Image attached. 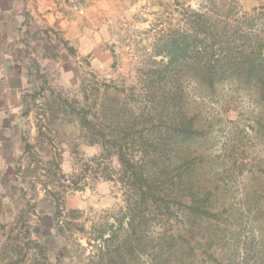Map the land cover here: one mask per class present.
Here are the masks:
<instances>
[{"label":"rangeland","instance_id":"rangeland-1","mask_svg":"<svg viewBox=\"0 0 264 264\" xmlns=\"http://www.w3.org/2000/svg\"><path fill=\"white\" fill-rule=\"evenodd\" d=\"M140 1L135 12L106 11L80 45L28 20L0 264H182L184 205L170 201L173 215L161 221L150 215L148 195L136 202L116 180L118 147L135 160L146 154L143 144L153 150L149 143L163 147L142 171L158 196L187 204L196 194L208 206L202 239L190 237L198 246L190 264H264V102L257 78L243 72L251 62L264 68V0ZM206 11L214 58L242 64L212 91L193 74L202 37L194 13ZM186 116L193 135L180 130ZM184 161L197 171L191 189ZM132 213V231L147 246L111 260Z\"/></svg>","mask_w":264,"mask_h":264},{"label":"crops","instance_id":"crops-1","mask_svg":"<svg viewBox=\"0 0 264 264\" xmlns=\"http://www.w3.org/2000/svg\"><path fill=\"white\" fill-rule=\"evenodd\" d=\"M140 0H0V220L6 210L3 201L8 195L3 185L8 181L5 168L13 163L16 150L11 140L20 138L21 104L20 83L26 77L22 61L26 47L23 44L28 20L43 24L47 30H57L64 39L81 44L86 35L100 28L98 19L110 13L136 11ZM144 2V0H143ZM126 8L127 10H124ZM108 20V18H107ZM91 24V27H88ZM94 28L95 31L92 29ZM82 46V45H81ZM82 48V47H81ZM79 48V50H81ZM97 50V47L93 49ZM102 50V49H100ZM13 82L16 83H12ZM14 99L9 106L8 101ZM18 132V134H16ZM0 226L3 222H0Z\"/></svg>","mask_w":264,"mask_h":264},{"label":"trees","instance_id":"trees-1","mask_svg":"<svg viewBox=\"0 0 264 264\" xmlns=\"http://www.w3.org/2000/svg\"><path fill=\"white\" fill-rule=\"evenodd\" d=\"M208 12H196L195 15V31L199 32V35H202V37H198V49L197 50V57L193 63L195 66L193 67V74H195V78H199L197 81L198 83L208 87L211 91L214 90L215 85L217 84V80H220L225 77V73L229 72L230 74H235L241 69V61H235L233 58H226V57H219L217 59L214 58L213 52L215 51V47L213 46V29H211V26H214V23L212 19L207 15ZM216 21V20H215ZM217 22V21H216ZM212 23V24H211ZM186 37H183L182 40H184ZM175 41V39H174ZM181 42H178L179 44ZM179 44L176 45V48L180 49L181 47ZM182 49V48H181ZM184 49V48H183ZM230 52H227V57H229ZM184 55V53H183ZM208 55V56H206ZM171 61L174 62L177 60V57L175 56V52H171ZM244 64V63H243ZM246 75L245 78H257L258 81L255 82V85L257 87L259 86V91L261 93V100L264 102V80L261 78H264L263 72L264 68L263 65L257 64L255 65L253 62L248 64L244 71ZM194 118L186 116L182 120V123L179 125L180 130L183 133V136L193 135V133L196 132V129L193 125ZM261 127L264 129V121L260 122ZM192 137V136H191ZM146 143V141L144 142ZM146 144H143L141 147L145 149V155L142 156L141 159H135L134 157L131 158H125L124 154L121 152V147L119 146V152L117 153V163L119 166V177L116 179L122 184L125 190H132L134 198L136 202H145L143 197L146 195L149 196L148 203L152 205L154 203V210L153 207L150 210V215L153 217H156L157 219L162 221V218L172 216V210L169 206V202L172 201L174 203L182 204L184 205L182 209V215H180V218L182 220L181 227L178 228L177 235L179 238V241H181L182 244H180V259L182 264H190L191 259L194 256V250L198 247L197 246V239L201 238V228L199 226L201 225V222H204L206 215H209V209L207 205H201L200 203H203L204 199L199 198L196 194H192V198H190V201L187 204H184V202H181L180 200H177L176 198H161L158 196L159 194L154 191V183L150 182L145 176L142 174V171L146 170L149 166L150 168H153V165L157 162L158 157V149L162 150L163 147L160 145H154V143H149V147H151L153 150H147ZM147 151V152H146ZM148 154H154L157 157L151 158ZM185 157H188L187 155ZM185 162V161H184ZM183 175H185L188 179L187 182L184 183V185L187 184L188 188L191 189L194 186V177L197 176L196 169L194 166L187 162L183 163L182 165ZM155 172V171H154ZM106 179H111L108 176H103ZM149 178V176H148ZM137 189L140 190L139 198L141 200H138L136 198V195L134 194V191ZM158 196V197H157ZM161 199V201L165 202L164 207L157 203V199ZM137 206V205H136ZM131 212V208H128ZM156 216H155V215ZM134 214L129 215V222H127V231L128 234H125L123 238H121L120 241H117L115 244H113V250L111 254L109 255V259L118 261L123 258V254L126 251L132 252L138 251V249H143V247L147 246V241L144 238V236H141L140 234H137L136 231H132L133 227L131 225V220L134 219ZM122 220V218H120ZM200 229V230H199ZM102 235V234H101ZM100 235V236H101ZM102 237V236H101ZM190 237H195L197 240L195 244L191 243ZM114 239V233H111L107 238L106 241H111ZM202 239V238H201ZM212 240L208 242V246L212 244ZM107 246V245H106ZM137 254V253H136Z\"/></svg>","mask_w":264,"mask_h":264}]
</instances>
